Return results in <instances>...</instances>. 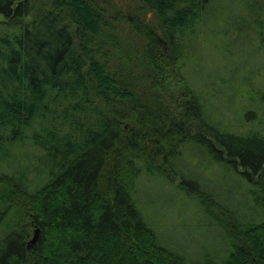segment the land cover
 Wrapping results in <instances>:
<instances>
[{"label": "trees", "instance_id": "16d2710c", "mask_svg": "<svg viewBox=\"0 0 264 264\" xmlns=\"http://www.w3.org/2000/svg\"><path fill=\"white\" fill-rule=\"evenodd\" d=\"M43 1L0 0V264H264V0Z\"/></svg>", "mask_w": 264, "mask_h": 264}, {"label": "rangeland", "instance_id": "374dc122", "mask_svg": "<svg viewBox=\"0 0 264 264\" xmlns=\"http://www.w3.org/2000/svg\"><path fill=\"white\" fill-rule=\"evenodd\" d=\"M38 2L39 1H42V2H44L43 0H37ZM108 1V3H107V5L110 7V5L109 4H111L112 6H114V7H116L117 9H120L123 13H128V14H136V12H137V10L140 8V4H141V2H140V0H107ZM39 4H41L40 2H39ZM226 3H224L223 5H225ZM109 7H108V10H109ZM148 18L150 19V20H152V18H153V14L152 13H148ZM212 60H214V59H210L209 60V63L211 62L212 64L215 62V60L214 61H212ZM210 63V64H211ZM261 80H264V78H262V77H259V79H257L255 82H256V84H258V82L259 81H261ZM203 82V84L205 85L206 84V82L205 81H202ZM259 87L261 86V84H259L258 85ZM238 102H239V104H241V105H243V106H247V105H250V103H249V98H248V96L246 95V94H243L240 98H238ZM251 107H252V105H250ZM252 109H254V108H252ZM230 113V112H229ZM236 117L232 114V113H230V114H226V116H224V119L227 121V119H229V120H234ZM244 126V125H243ZM245 127H240L239 126V128H238V131H240V130H243ZM189 163V166H191L190 167V169L192 170L193 169V167H195L196 169L197 168H199L201 171H203V172H205L204 171V167H201L200 166V160L198 159H194V158H192V157H190L189 155H187V160L186 159H184L183 161H182V165L184 166H188V163ZM188 166V167H189ZM153 184L151 185V186H149V193L150 194H157V190L156 189H160V187H161V185H162V183L160 184L159 182H157L156 183V181H154V182H152ZM159 184V185H158ZM165 186H167L166 184H165ZM163 187V186H162ZM164 188V187H163ZM171 193V192H170ZM168 212V211H167ZM166 212V213H167ZM172 214H173V212H172ZM168 217H170L171 216V213H169L168 215H167ZM34 234H35V231H34V233H33V235H32V238H31V241L33 240V238H34ZM203 235H205V236H207L209 239H212V237H213V234L211 233V232H208L207 230H205L204 231V233L202 234V237H203ZM31 241H30V243H31ZM36 245V244H35ZM35 245H30L31 247V249H33V248H35Z\"/></svg>", "mask_w": 264, "mask_h": 264}, {"label": "water", "instance_id": "95a60500", "mask_svg": "<svg viewBox=\"0 0 264 264\" xmlns=\"http://www.w3.org/2000/svg\"><path fill=\"white\" fill-rule=\"evenodd\" d=\"M39 236H40V230L37 229V230L35 231L34 238H33V240L31 241V244H32V245H35V244L37 243V241H38V239H39Z\"/></svg>", "mask_w": 264, "mask_h": 264}]
</instances>
